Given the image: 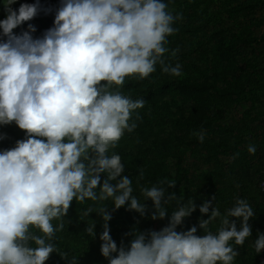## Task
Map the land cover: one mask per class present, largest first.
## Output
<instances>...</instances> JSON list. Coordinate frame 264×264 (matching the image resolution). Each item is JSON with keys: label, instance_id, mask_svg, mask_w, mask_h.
<instances>
[{"label": "clouds", "instance_id": "obj_1", "mask_svg": "<svg viewBox=\"0 0 264 264\" xmlns=\"http://www.w3.org/2000/svg\"><path fill=\"white\" fill-rule=\"evenodd\" d=\"M13 3L5 0L8 14L0 20L8 38L0 42V125L14 122L26 138L0 151V264H45L57 253L51 243L55 233L64 229L62 222L54 227L52 221L64 218L74 199H111L113 210L127 203L129 211L145 215L147 206L133 195L132 180L121 175L120 155H109L125 131L137 127L132 114L146 104L120 88L126 77H149L157 64L164 73L181 75L179 64L165 62V53L167 37L177 31L173 24L183 17L174 16L163 0H63L54 27L33 39L29 32L14 35L13 29L37 15L38 0L21 4L18 12ZM29 30L35 28L29 25ZM198 138L203 142L202 134ZM256 150L254 144L247 146L249 154ZM102 173L107 175L101 184ZM159 184L174 187L175 181ZM166 187L141 188L144 200L152 201L153 220L163 219L171 202L180 205L175 194L165 199ZM212 201L200 205L201 214L209 213ZM195 208L189 198L160 231L133 230L126 250L111 238L112 215L101 207L96 211L104 221L101 255L108 264H233L239 253L229 242L243 246L251 236L253 208L237 199L223 216L212 207L208 219L199 221L202 237L195 235L196 226L177 232ZM92 212L89 208L84 215ZM229 217L240 218L239 230ZM217 218L220 227L213 233L208 226ZM93 228L92 223L86 229L91 237ZM254 247L256 253L264 250V234H258ZM59 255L67 260L66 252ZM69 264H77L76 256Z\"/></svg>", "mask_w": 264, "mask_h": 264}, {"label": "trees", "instance_id": "obj_2", "mask_svg": "<svg viewBox=\"0 0 264 264\" xmlns=\"http://www.w3.org/2000/svg\"><path fill=\"white\" fill-rule=\"evenodd\" d=\"M163 2L174 16L183 17L174 22L177 31L167 37L169 52L165 53V62L171 66L179 64L181 75L164 73L157 64L156 71L145 79L126 77L120 91L133 100L142 98L146 104L132 114L137 127L131 133L125 131L116 147L109 150V155H120L124 165L121 175L132 180L133 195L147 206L145 215L129 211L127 203L113 210L111 199L96 202L74 199L67 215L52 221L54 227L62 222L64 229L55 233L51 243L57 253H52L45 264H69L73 256L77 264H108L100 252L99 237L104 221L96 211L101 207L106 206L112 215L108 221L111 238L118 248L123 245L127 250L133 230L145 234L160 231L168 226L173 210L186 204L189 198L196 208L176 231L186 232L196 226L195 235L199 237L205 234L199 228V221L208 219L212 207L219 209L223 216L235 206L237 199H246L254 211L248 221L251 236L243 246L235 245L234 241L229 243L239 253L233 264L257 263L254 242L258 234H264V206L256 181L264 160V146L255 145V154H249L246 136L256 117L264 116V54L248 58L240 50L255 42L253 33L262 19L264 0ZM35 3L37 0H16L11 8L18 12L21 4ZM62 3L63 0H38L37 15L14 28L13 34L29 32L33 39H42L54 27L55 15ZM7 14L4 5L0 20ZM29 25L35 31H30ZM7 39L0 29V42ZM173 51L175 56L171 55ZM241 103H249L250 108L237 121L234 110ZM230 122L234 125H228L224 131L222 123ZM201 134L203 142L198 138ZM0 135L4 137L0 139V151L9 150L18 140L26 138L14 122L0 125ZM228 153H239V156L223 165L218 158ZM203 165L208 168L203 169ZM141 172L143 178L139 175ZM106 175L101 174V184ZM118 180L119 177L110 183L114 185ZM161 180L175 181V186L160 185ZM153 185L166 187L165 199L169 194L181 199L180 205L175 201L166 205L167 214L163 219H151L152 201L144 200L141 194V188ZM96 190L99 193V187ZM206 201H212L209 213L201 214L199 207ZM89 208L93 212L85 216ZM229 220L235 221L237 230L240 229V218L229 217ZM92 223L94 235L91 237L86 229ZM219 227L217 218L210 222L208 230L216 233ZM30 230L40 234L35 228ZM65 252L67 260L59 255Z\"/></svg>", "mask_w": 264, "mask_h": 264}, {"label": "rangeland", "instance_id": "obj_3", "mask_svg": "<svg viewBox=\"0 0 264 264\" xmlns=\"http://www.w3.org/2000/svg\"><path fill=\"white\" fill-rule=\"evenodd\" d=\"M16 1V0H15ZM170 1V0H168ZM5 5V0H0V14H1V7ZM263 11V12H262ZM260 13H263V15L261 16L262 19L260 20L259 26L257 28L254 29V39L255 42L252 43L249 46H245L241 48V53L242 55H247L248 58H250L251 56L254 55H263L264 54V9L261 10ZM165 100H168V97H165ZM250 108V104L249 103H241L238 106L235 107L234 110V118L235 115L237 114L238 117H240L243 113H245L246 111H248V109ZM237 118V116H236ZM238 121V120H237ZM233 126L234 123L230 122V123H222V127L223 130L225 131V129H227V126ZM251 129L249 131V133H247V141L249 144H254V145H259L261 144V146H264V116L261 118H257L255 119V121L250 125ZM221 132H224V131ZM214 135V134H212ZM235 155V153H228L225 154L221 157H219L218 159L222 161L223 165H227L231 162V160L233 159V156ZM207 165H203V169H207Z\"/></svg>", "mask_w": 264, "mask_h": 264}, {"label": "built area", "instance_id": "obj_4", "mask_svg": "<svg viewBox=\"0 0 264 264\" xmlns=\"http://www.w3.org/2000/svg\"><path fill=\"white\" fill-rule=\"evenodd\" d=\"M237 116V118H236ZM241 117V116H240ZM240 117H238V115H235V120H238ZM259 178L256 181V187L261 195L262 198V203L264 206V160L262 161V167H261V171L259 174ZM254 251H255V247H254ZM256 253V251H255ZM257 255V263L256 264H264V250H261L260 253H256Z\"/></svg>", "mask_w": 264, "mask_h": 264}]
</instances>
